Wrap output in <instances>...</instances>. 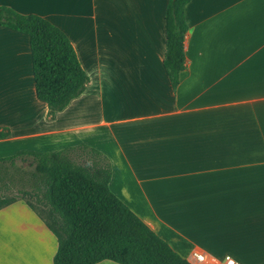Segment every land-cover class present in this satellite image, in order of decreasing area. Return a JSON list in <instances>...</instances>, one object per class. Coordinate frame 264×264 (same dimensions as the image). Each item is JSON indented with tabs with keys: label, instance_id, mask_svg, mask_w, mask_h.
Masks as SVG:
<instances>
[{
	"label": "crops",
	"instance_id": "0c3cea01",
	"mask_svg": "<svg viewBox=\"0 0 264 264\" xmlns=\"http://www.w3.org/2000/svg\"><path fill=\"white\" fill-rule=\"evenodd\" d=\"M169 0H0L70 41L88 83L49 116L29 37L0 27V158L80 146L111 192L180 257L264 262V0H190L185 68L163 60ZM54 235L24 201L0 209V264H53ZM97 264H116L102 261Z\"/></svg>",
	"mask_w": 264,
	"mask_h": 264
},
{
	"label": "trees",
	"instance_id": "16d2710c",
	"mask_svg": "<svg viewBox=\"0 0 264 264\" xmlns=\"http://www.w3.org/2000/svg\"><path fill=\"white\" fill-rule=\"evenodd\" d=\"M189 2L169 0L165 11L163 66L173 91L185 68L184 7ZM0 27L29 37L36 95L47 105L49 116L82 94L88 77L62 31L39 16L21 15L4 6ZM8 136L6 130L0 131V140ZM77 150L91 156L87 164L75 159L73 148L0 158V209L16 201L27 204L56 238L53 264H190L111 192L108 159L86 146ZM27 159L29 173L20 167ZM27 183L30 189L24 190ZM16 184L22 188L21 197L7 196ZM27 198H34L37 205Z\"/></svg>",
	"mask_w": 264,
	"mask_h": 264
},
{
	"label": "rangeland",
	"instance_id": "374dc122",
	"mask_svg": "<svg viewBox=\"0 0 264 264\" xmlns=\"http://www.w3.org/2000/svg\"><path fill=\"white\" fill-rule=\"evenodd\" d=\"M73 155V154H72ZM78 155V156H77ZM74 157H75V159L76 160H78V162L79 163H81V164H87L88 162H89V159H90V157L91 156H89V155H87V154H83L82 152L81 153H75L74 155H73ZM29 160L27 159V162L25 163H21L20 164V162H18V164H20V167H22V169L26 172V173H29L30 172V170H31V168H30V166H29ZM30 189V186H29V183H27L26 185H25V187H24V190H29ZM21 190H22V188H21V186L20 185H14V186H12V187H10V190L6 193V194H8L7 196H14V197H17V198H19V197H21ZM23 197V196H22ZM25 198V197H24ZM27 199H29V201L33 204V205H37L36 204V201L34 200V198H32V199H30V198H27Z\"/></svg>",
	"mask_w": 264,
	"mask_h": 264
},
{
	"label": "built area",
	"instance_id": "2783aa9c",
	"mask_svg": "<svg viewBox=\"0 0 264 264\" xmlns=\"http://www.w3.org/2000/svg\"><path fill=\"white\" fill-rule=\"evenodd\" d=\"M190 264H237L231 256H225L223 259H217L207 256L204 252L195 251L192 253Z\"/></svg>",
	"mask_w": 264,
	"mask_h": 264
}]
</instances>
